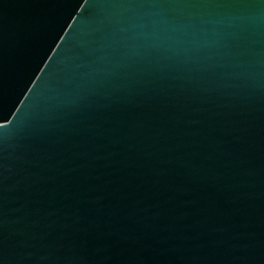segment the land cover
Wrapping results in <instances>:
<instances>
[{"label": "water", "instance_id": "95a60500", "mask_svg": "<svg viewBox=\"0 0 264 264\" xmlns=\"http://www.w3.org/2000/svg\"><path fill=\"white\" fill-rule=\"evenodd\" d=\"M0 264H264V0H0Z\"/></svg>", "mask_w": 264, "mask_h": 264}]
</instances>
